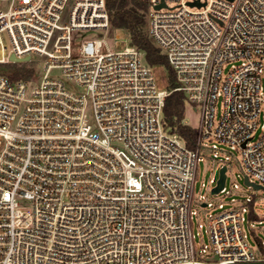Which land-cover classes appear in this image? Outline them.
Wrapping results in <instances>:
<instances>
[{
	"label": "built area",
	"instance_id": "2783aa9c",
	"mask_svg": "<svg viewBox=\"0 0 264 264\" xmlns=\"http://www.w3.org/2000/svg\"><path fill=\"white\" fill-rule=\"evenodd\" d=\"M146 22L171 90L133 45L89 40L73 57L72 32L111 27L105 0H0V65L41 62L35 81L0 74V264H264V241L243 230L264 189V0H148ZM172 92L199 115L192 147L163 123ZM213 141L261 188L227 189L220 160L230 208L218 204L196 250L192 218L212 206L193 209L196 165L225 152Z\"/></svg>",
	"mask_w": 264,
	"mask_h": 264
},
{
	"label": "rangeland",
	"instance_id": "374dc122",
	"mask_svg": "<svg viewBox=\"0 0 264 264\" xmlns=\"http://www.w3.org/2000/svg\"><path fill=\"white\" fill-rule=\"evenodd\" d=\"M89 40H103L101 53L107 51H121L130 44L128 34L121 29H112L109 27V30L106 33L103 32L99 34L91 31H75L71 34L73 57L77 56L76 52L80 45L84 41ZM238 64L239 62H230L224 65L222 67V76H226L230 72L232 66H237ZM17 65H21L18 67H25L29 71L28 76L24 80H37V74H39L41 69V62L39 60H35L33 63H20ZM152 74L156 89L158 91H167L168 74L166 69L161 66L152 67ZM262 85H264V76H262ZM221 111L222 102L221 99H218L215 105V123L218 122V119L221 116ZM183 124L192 129H197L199 127V115L186 107L183 112ZM258 134L259 130L256 132V136ZM211 143H215L220 150L225 152L219 154L215 158L213 157L214 152H205L200 156V160L196 165V178L193 183V209H199L200 203L205 200L212 205L211 207L200 211L199 216H193L192 218L193 245L196 250L201 249L203 245L209 246L207 220L210 216H214L222 211L218 208V204H223V210L230 208V197L223 196L222 194L212 195L210 190L213 187V184H209V180L213 179L215 181L217 179L219 168L222 165L220 160H223L225 157L231 159L232 168L227 173V189L230 187L232 188L234 184H237L241 189H233L235 192H240L244 195L248 193L252 194V189L244 187L242 173L235 160L239 158V154L236 151L231 150L228 146L216 141ZM203 144L207 146L210 145V143L206 141H204ZM256 195L259 199H262V202L255 201L253 205V212L256 214L257 218L249 222H243V230L247 235V242L252 248L257 247L258 241H264V189L257 191ZM231 197L238 198V195L233 194ZM198 225H201L200 228ZM251 231L253 233H251Z\"/></svg>",
	"mask_w": 264,
	"mask_h": 264
},
{
	"label": "trees",
	"instance_id": "16d2710c",
	"mask_svg": "<svg viewBox=\"0 0 264 264\" xmlns=\"http://www.w3.org/2000/svg\"><path fill=\"white\" fill-rule=\"evenodd\" d=\"M105 8L112 29L124 30L130 43L144 53V59L150 67H164L168 74V90L175 87V79L164 55L150 42L146 22L148 0H105ZM17 64L0 65V74L11 80L25 79L28 69ZM183 94L170 93L164 101L162 109L163 123L172 132L182 137L188 147H192L197 133L183 124Z\"/></svg>",
	"mask_w": 264,
	"mask_h": 264
},
{
	"label": "water",
	"instance_id": "95a60500",
	"mask_svg": "<svg viewBox=\"0 0 264 264\" xmlns=\"http://www.w3.org/2000/svg\"><path fill=\"white\" fill-rule=\"evenodd\" d=\"M229 1H231V0H229ZM163 6H164V3L162 2L156 8L159 9V8H161ZM129 45L131 46L132 44L130 43ZM28 60H29L28 57H26L24 59H16L13 55H11L10 58H9V61L13 62V63H24V62H28ZM225 170H226V168L224 166L219 169L218 177H217L215 186L211 189V194L212 195L218 194L219 191L223 188L224 182H225ZM244 184L247 185V186H251L254 189H260L261 188L259 185H255V184L249 183L247 178L244 179Z\"/></svg>",
	"mask_w": 264,
	"mask_h": 264
},
{
	"label": "crops",
	"instance_id": "0c3cea01",
	"mask_svg": "<svg viewBox=\"0 0 264 264\" xmlns=\"http://www.w3.org/2000/svg\"><path fill=\"white\" fill-rule=\"evenodd\" d=\"M238 264H261V263H238Z\"/></svg>",
	"mask_w": 264,
	"mask_h": 264
}]
</instances>
